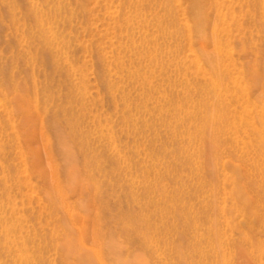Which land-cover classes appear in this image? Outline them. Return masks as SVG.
Instances as JSON below:
<instances>
[{
	"label": "rangeland",
	"instance_id": "374dc122",
	"mask_svg": "<svg viewBox=\"0 0 264 264\" xmlns=\"http://www.w3.org/2000/svg\"><path fill=\"white\" fill-rule=\"evenodd\" d=\"M196 1L0 0V264H264V0Z\"/></svg>",
	"mask_w": 264,
	"mask_h": 264
},
{
	"label": "bare ground",
	"instance_id": "6f19581e",
	"mask_svg": "<svg viewBox=\"0 0 264 264\" xmlns=\"http://www.w3.org/2000/svg\"><path fill=\"white\" fill-rule=\"evenodd\" d=\"M196 5H198L197 4V1L196 0H194V7H196ZM197 9V8H196ZM196 18H197V20H199V22L202 24V17H201V15H200V13H199V10H197V16H196Z\"/></svg>",
	"mask_w": 264,
	"mask_h": 264
}]
</instances>
